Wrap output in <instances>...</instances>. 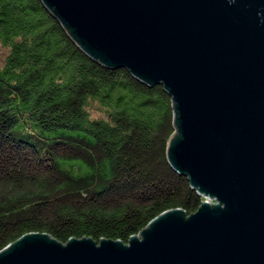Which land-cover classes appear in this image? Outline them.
Masks as SVG:
<instances>
[{
	"label": "water",
	"instance_id": "water-1",
	"mask_svg": "<svg viewBox=\"0 0 264 264\" xmlns=\"http://www.w3.org/2000/svg\"><path fill=\"white\" fill-rule=\"evenodd\" d=\"M41 1L104 71L163 85L168 163L218 204L163 212L127 244L26 234L0 264H264V0Z\"/></svg>",
	"mask_w": 264,
	"mask_h": 264
},
{
	"label": "trees",
	"instance_id": "trees-1",
	"mask_svg": "<svg viewBox=\"0 0 264 264\" xmlns=\"http://www.w3.org/2000/svg\"><path fill=\"white\" fill-rule=\"evenodd\" d=\"M172 97L84 57L41 0H0V251L26 234L127 244L204 198L167 159Z\"/></svg>",
	"mask_w": 264,
	"mask_h": 264
},
{
	"label": "rangeland",
	"instance_id": "rangeland-1",
	"mask_svg": "<svg viewBox=\"0 0 264 264\" xmlns=\"http://www.w3.org/2000/svg\"><path fill=\"white\" fill-rule=\"evenodd\" d=\"M205 198H206V197H205ZM204 201H205L207 204H209V205H214V206H215V205L218 204V202H216V201H214V200H213V201H210V200L207 199V198L204 199L203 202H204ZM185 217H188V216H185Z\"/></svg>",
	"mask_w": 264,
	"mask_h": 264
},
{
	"label": "bare ground",
	"instance_id": "bare-ground-1",
	"mask_svg": "<svg viewBox=\"0 0 264 264\" xmlns=\"http://www.w3.org/2000/svg\"><path fill=\"white\" fill-rule=\"evenodd\" d=\"M171 138H175V133H174V135Z\"/></svg>",
	"mask_w": 264,
	"mask_h": 264
}]
</instances>
